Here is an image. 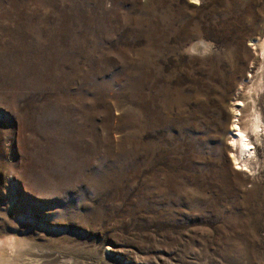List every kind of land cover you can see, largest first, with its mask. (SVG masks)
<instances>
[{"label":"rangeland","instance_id":"obj_1","mask_svg":"<svg viewBox=\"0 0 264 264\" xmlns=\"http://www.w3.org/2000/svg\"><path fill=\"white\" fill-rule=\"evenodd\" d=\"M0 243L7 264H264V0H0Z\"/></svg>","mask_w":264,"mask_h":264},{"label":"bare ground","instance_id":"obj_2","mask_svg":"<svg viewBox=\"0 0 264 264\" xmlns=\"http://www.w3.org/2000/svg\"><path fill=\"white\" fill-rule=\"evenodd\" d=\"M245 102H246L245 98H239L234 101L233 111L235 115L233 116L234 121L232 123V126L234 127V131H235V134H233V137H232L233 147H235L234 149L236 153L239 152L240 155L244 157L247 156V154H250L251 151L253 150L251 143H250V136H249L250 129L248 128V124L244 122V119L246 118L244 114L249 111V108L248 107L246 109L239 108L243 106ZM254 108H255V101H254ZM261 121L262 120H260L259 115L257 113L255 115L253 126H252L253 133L258 132ZM0 247H1V243H0ZM1 257H0V264L2 263L7 264L6 262H4L5 260ZM8 264H11V263H8Z\"/></svg>","mask_w":264,"mask_h":264}]
</instances>
